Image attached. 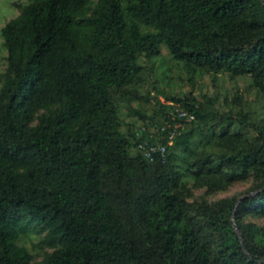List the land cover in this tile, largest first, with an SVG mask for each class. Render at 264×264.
<instances>
[{
	"label": "trees",
	"instance_id": "16d2710c",
	"mask_svg": "<svg viewBox=\"0 0 264 264\" xmlns=\"http://www.w3.org/2000/svg\"><path fill=\"white\" fill-rule=\"evenodd\" d=\"M18 7L2 28L0 264H32L24 221L45 233L41 264H264V226L247 221L264 216V0ZM162 47L191 76H251L258 106L166 95L189 119L156 96L166 121L131 109L151 121L128 134L120 101L140 98ZM248 179L253 194L190 200Z\"/></svg>",
	"mask_w": 264,
	"mask_h": 264
},
{
	"label": "rangeland",
	"instance_id": "374dc122",
	"mask_svg": "<svg viewBox=\"0 0 264 264\" xmlns=\"http://www.w3.org/2000/svg\"><path fill=\"white\" fill-rule=\"evenodd\" d=\"M26 2L27 0H0V89L2 87V75L8 67V51L4 46L2 28L8 21L20 14L21 10L18 5ZM192 75L184 68L183 63L175 61L168 50L162 47L161 55L148 64L137 84L140 98L135 99L134 96H130V100L120 101L124 131L128 134L137 132L145 126V123L151 121L150 119H141L131 109H139L148 116L154 117V120L166 121L163 113L154 104L155 101H152V99L156 100V96H159L162 102L170 104L166 100V95L183 96L185 93L192 92L199 101H204L206 96L214 98L215 106L221 111L239 110L240 101L243 104L252 102L258 106L257 91L252 85V78L249 75L237 77H232L227 73H220L215 76L209 73ZM156 111L158 112L156 113ZM182 125H178L181 130L188 126V124H184L183 127ZM192 184L191 181L189 185ZM251 189V179L236 181L226 190L208 195L205 192L206 188H193L190 200L198 201L204 196L210 201L232 196L243 197L253 194L254 192H250ZM247 221L264 226V216H249ZM23 226L27 232L21 234L18 243L27 247L34 255L32 264H41L44 252L49 250L43 249L41 246L45 233L40 231L39 226L29 221H24Z\"/></svg>",
	"mask_w": 264,
	"mask_h": 264
},
{
	"label": "built area",
	"instance_id": "2783aa9c",
	"mask_svg": "<svg viewBox=\"0 0 264 264\" xmlns=\"http://www.w3.org/2000/svg\"><path fill=\"white\" fill-rule=\"evenodd\" d=\"M169 103L174 105V109L172 112V115L174 117L179 116V117H187L189 119H194V115L190 114L186 109H184L180 103H173V102H169ZM147 143L148 142L141 143L139 144V147L143 150L146 156H148L150 159H153L152 153L157 151V148L151 145L149 147ZM158 150L161 152V155L165 157V147L161 146L159 147Z\"/></svg>",
	"mask_w": 264,
	"mask_h": 264
}]
</instances>
